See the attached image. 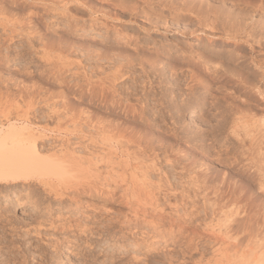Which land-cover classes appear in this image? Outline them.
Returning <instances> with one entry per match:
<instances>
[{
	"label": "rangeland",
	"instance_id": "374dc122",
	"mask_svg": "<svg viewBox=\"0 0 264 264\" xmlns=\"http://www.w3.org/2000/svg\"><path fill=\"white\" fill-rule=\"evenodd\" d=\"M29 1L31 2H27V1L25 2V0H9V1L0 0V3H1L0 5L4 6V7L3 6L1 7H3V9L6 8V10L3 12L5 13L4 16L5 17L7 16L9 20L11 19L14 21L15 20L18 21V18H19V21L23 19V21L28 22L30 21L29 20L30 17L27 15H29L31 11L32 13H34L32 16L33 18H31L32 25L29 29L28 27L25 29L27 30L25 31L27 35L25 34L26 37H23V39L21 40L22 42L20 40H17V41L12 40V43H9L6 40L7 38H5L7 37V35L5 36L4 33L2 32V29L0 28V46L2 48V49L0 48V61H1L0 62V73L1 74L0 75L1 77H3V78L0 77V81L2 80L3 83L6 84L4 86V84H1L2 81L0 82V93H1L0 96L5 95L4 97L2 96V98H0L1 99L0 100V112H2L0 114V118H2L0 119L1 121L5 123L11 121V122H15L21 125L24 119L27 118L25 117L23 119L24 117L23 115L25 114L27 115L29 113L28 115L31 116V121L33 120L32 125H34L35 123L37 125L39 124L40 126H42V129L43 130L45 129L47 132L48 140L45 139L46 144H44L46 149L52 150L55 147L53 150L58 151L63 148L65 149V146L60 147L61 146L60 143L65 145L64 144L65 142L63 139H66V137L62 133L63 130L60 129L61 130L60 131L58 127L56 126L62 125L63 123H64L63 125H65L66 123V125L70 126V123L71 124L72 122L75 123L73 120L72 122L70 121V123L66 122L67 120L65 118L67 117H69L68 120H71L72 118L74 119V118L80 117L79 118L80 121L79 120L78 121L82 122L81 118H83V122H85L86 119H88L85 117V114H87L90 116L89 120L86 121L88 123L91 121L90 119L95 118L94 121H92L94 125L96 124V122H99L98 120H100V122L105 120L106 122L107 119L109 121L107 120L108 123L106 122L107 123L106 125H109L110 122L111 123L109 126L111 127H114V126L118 127L120 125L118 127L119 129L117 127H114L116 129V133L120 135V139L119 137H115V139L117 138L121 142H122L121 139H123L122 143H124V136L127 139L125 141H129L131 139L133 140L135 136L136 138H142L144 136L151 137V139L155 138L157 144L155 143V139H152L155 143V147H156L155 150H146V151L144 150L145 153H143L142 151L141 155L140 154L139 155L140 157H143L146 155L149 157V154L151 156V153H152L153 155L152 157H154V155L158 153L160 156L166 158L167 157L166 154H168V157L170 158V160L168 159L169 163H166L167 161L166 159L162 160V163H161L162 168L160 170V171H163V173H166V175L169 174L168 177L176 176V178H178L179 176H181V174L182 175L185 174L186 171L184 172L182 171V169L183 167L185 168V166L188 167L187 164H189V167L191 170L195 171L197 170V168H200L199 166L202 165L203 163L205 164L208 163L209 165L207 164V166L209 168L212 167L211 172L212 171L214 173L218 172L219 174L217 175H223V173L228 170L231 171L227 166L229 165V162L231 159L226 158V156L220 157L219 155H216L217 153H215L214 148H212L215 146L217 147L220 144L221 146L223 145L224 140L222 139H224L225 134H223L224 129L222 127H217V129L215 127H211L214 124H213L212 118L210 117L211 116L210 111H209L210 105L208 103L210 102L211 95L217 94L216 95L218 96L217 98L219 97L221 98L222 97L221 92L223 94V91L221 90L219 91L217 89L216 86H219L220 83H215L214 81H212L207 75L208 72L204 69L203 66L201 69L200 64L199 65L194 64V62L195 63L198 61L200 62L201 59L202 60L204 59L203 53H206L204 54V56L206 55V57L208 55L207 53L208 47H206L208 46L207 39H206V36L203 35L202 33L201 35L199 34L200 30H198V28L200 27V25H198L197 23V19H198L197 17L199 15L197 14L196 11L198 10L199 12L200 11L199 8H203L205 10L206 7L204 8V6H206V3H209V2L211 3L217 2L216 5H219L220 2L218 3V1L220 0H213V1L207 0L209 2L204 1V3L206 2L205 5L203 3L204 6L202 5L201 1L199 3V0L196 1L197 4L194 2L190 4L191 0L189 2L188 0H185L184 4L186 5V2H187L188 6L187 5L186 6H187V9L189 10L188 12L185 10H182V8L183 9L186 8L184 4H182L183 6H177L178 4L175 3L177 0H175V2H173L174 0H154V1L148 0L149 3L147 0H62L63 2L59 0L60 2H62L63 5H65L64 9H66L63 12L64 14L60 16H59V12H57L58 14L54 12L56 15L53 13V9H54L53 5L54 4L57 5L56 3H59L57 2L58 0L57 1L56 0H44V1L40 0L41 2L39 0H29ZM192 1H195V0H192ZM230 1L226 0L227 4L222 3L221 1L222 4L220 5L221 6L223 4H225L226 6L228 5V7L223 5L225 7V12L227 13V11L231 10L229 12V13L232 12L230 16L234 18L235 16L236 18L239 17V15L242 14V13L239 14V12L240 11L242 12L243 9H245L246 11H250V9L252 8L251 4H250V8L247 7V4L244 8L245 3L243 6H242V3L241 5L237 4V2L239 3L242 0L240 1L234 0L233 2L235 1L237 2L236 3L232 2L231 4H234V5H231L230 10L226 11V8L229 9L230 7ZM254 2H256V0ZM28 3L30 7L28 6ZM30 3L33 5V7H31ZM45 3L46 4L49 3V6L51 8L45 9V6L43 7V4ZM213 3L210 5H213V7H215V4ZM37 4H39L40 6H38ZM172 4L176 5L177 7L175 6V8H173L171 6ZM199 4L202 5L203 7L200 6ZM58 5H61V4H58ZM189 5L193 9L192 11L196 12V13L194 12L193 13L198 16H194V14L190 11L191 7L189 9ZM194 5L198 6L199 8L197 7L196 9ZM220 5L216 6L215 8L218 7L219 9L221 7ZM240 6L242 7V10L238 8ZM178 8L181 9L182 11L179 10ZM233 8H235V10L238 12V15L234 14L235 10ZM203 9H201V11H204ZM177 10L179 12H177ZM221 10L222 12H224V9L220 8L219 14L223 15L224 13H221ZM67 14H68V18H67ZM243 14H244V11H243ZM263 14L264 12L261 15H259V17L263 16L261 17V19L263 18L262 20H264ZM225 15L226 14H224L221 17H219L220 15H218V17L221 18L220 20L222 21L225 19L224 17ZM227 15L229 16V14ZM7 17H6V20H8ZM35 20L36 22H33ZM38 26L40 29L38 28ZM196 26H198L197 29H196ZM143 28L144 30L151 29L150 34H146L145 32H143ZM12 29L17 30L15 28H12ZM30 29L33 31H31ZM178 29L181 31H179ZM185 32H188L189 36L184 38L183 35L186 34ZM194 32L195 33L198 32L196 33L197 36L194 34ZM192 33L193 35L190 36V34ZM16 34L17 33H14L13 36H15ZM40 34H42L45 37H43ZM40 38L43 39V41L44 40L47 41L49 39L47 41L48 43L49 41H51L50 45L49 44L47 45L49 48V51H47L48 48L44 49L43 51V48H44L43 43L42 44L40 43L43 41ZM27 39H29V41ZM58 42L59 43L61 42L60 45ZM54 43L58 45L57 47L55 46L56 47L55 49L53 48V45H52V49L55 51H59V52L55 53V51L50 49L51 44H54ZM201 44L204 47H202ZM32 45L35 49L32 47ZM41 45H42V48H41ZM7 46H8V49H6ZM18 46H24L22 50L23 52L22 55H20L21 53H19V50L15 49ZM59 46L62 48L61 52L60 50H58ZM31 48L33 50H31ZM183 48L189 49L190 53L186 49L183 50ZM192 50L195 54L191 52ZM62 51L64 53L63 55H62ZM196 51H198V53ZM199 52H202L200 53L201 55H198ZM244 52L247 53L246 51H243L242 53ZM47 53L50 54L51 56L48 55ZM185 53L187 55H185ZM122 54H123V57L121 56ZM188 54L192 55V57ZM44 55H46V57H43ZM195 55L198 56L199 59L198 58L195 59L196 57ZM189 56L191 57L190 61L188 60ZM200 56H202L201 59H200ZM109 59L111 60L113 59L111 61V63L113 62V67ZM55 62L57 63V65ZM54 63L55 65L53 66ZM160 64H162V66ZM61 66H63V68ZM101 66L102 68H100ZM104 66H108V67H104ZM60 67L63 70L67 69L68 72L65 70L60 71L61 70V69L59 70ZM108 68H110V70ZM190 69L191 71L194 69L193 70L194 72L198 71L195 73H198L197 78L200 77V79H198L200 81H197V78L196 80H194L197 82V84H195L196 82L194 81L192 83L191 78H192V75H194V73L193 71L191 72ZM56 70L57 71L59 70V72H57ZM203 70L204 72H202ZM263 70H264V67H263ZM55 72H57L56 73L57 75L55 74ZM188 72H191V75L190 73L188 74ZM258 72H260V70ZM59 73L62 76L59 75ZM53 74L55 75L54 77H53ZM120 74L122 76L124 74L126 75H124L123 76L124 78H123L122 76H120ZM199 74H201L202 76ZM60 76L62 77V80ZM63 76H65L64 79L66 80V82H62L64 81ZM117 76L118 77L120 76L122 80H120L121 78L119 79ZM205 76L209 78L210 82ZM115 77L117 79H115ZM189 77L191 78L189 79ZM201 77L205 79V81L208 80L206 81L208 83H204L205 81ZM108 78L110 79L107 80ZM6 79L9 80L8 83L6 82L7 81ZM11 79H15L16 81L12 80L13 81L12 83L10 81ZM113 79L115 81H112ZM50 80L51 81L53 80V81L51 82ZM201 80L203 81L204 85L203 83L201 84L198 83V82H201ZM9 82L12 83L13 85L9 84ZM27 83L28 85H26ZM109 83H112V84H109ZM14 84H16L17 88L15 87ZM80 84L81 85L83 84V85L81 86V88H78ZM209 84L211 85V88L215 87L218 91L215 88L211 89ZM29 85L34 88L30 87ZM109 85H112L109 88L110 90L108 89ZM206 85L208 86V88ZM7 86H11V89L10 87L8 88ZM5 87L8 89L5 90L6 89ZM19 88L25 94L20 93ZM28 88H32L33 91H36V92H32L31 91L32 89L29 90ZM209 88L210 90H212L210 91L211 93L209 92ZM1 90L5 93H3ZM26 90L27 91L29 90V93L31 94L33 93V96H30L31 100L27 98L29 100L26 101L25 99L26 98L25 96L27 94V92H25ZM213 90H215V92ZM6 91H8V93ZM62 91H64V95L66 94L67 97L66 96L65 97L67 100H63ZM97 91H100V93ZM111 91L113 94H111ZM36 93L37 94L41 93L40 94L41 96H45V95L48 96L49 94L48 97L45 96L47 97V101H48V98H51L52 96L54 97L49 99V101L51 102L46 103L45 101L46 104L44 103L45 104L44 105L42 102L46 100L45 97L38 98L39 94L37 97ZM219 93L220 95H218ZM6 94L10 95V97ZM21 94L22 95L24 94V95L22 96ZM78 94H82V95L78 96ZM104 95L107 96V98ZM142 95L145 98V100L143 101L141 100L143 99ZM7 96L9 98H7ZM31 97L33 99L34 98L37 99L35 100L36 102H34L35 104L33 103L34 100ZM21 98L22 99L24 98V99L22 100ZM127 98L130 100H128ZM208 98L209 100H207ZM39 99L41 100L43 99V101ZM138 99H139V102H138ZM146 99L148 100L147 102H149V103L146 102L147 104L145 103ZM63 101L64 103L68 104V105L64 104L65 106L63 105L64 107H67L68 112L67 111L65 112L66 108L65 110H63L64 107L61 105ZM38 102H40L41 104H39ZM142 102H144V104H142ZM32 103L34 107L36 106L35 108H33ZM50 103H51V107H50ZM56 103H58V105H56ZM71 103L73 104L74 109L76 108L82 109V110L77 109L79 110L77 112H80L79 116L77 115L78 117H73V116L71 117L67 115L71 111L70 109H72L73 107ZM151 103H154V104H151ZM157 103H158V106H156ZM160 103L163 105H160ZM36 104L37 105L39 104L38 107ZM179 104L181 105L178 106ZM28 105L29 106L32 105L31 106L32 108L28 107ZM59 106L63 108L61 109ZM154 106H156V108ZM190 107L197 108L198 112L196 113V115L192 116L191 118L190 117L188 118L189 111L191 109ZM18 108L20 109L18 110ZM27 109H30V111L35 110L34 112H37L38 110L39 113L37 112L36 114H32L33 112H30L29 110L28 112ZM74 109H72L71 113L73 112ZM49 110H51V112ZM52 110L54 112H52ZM59 110L60 112L63 110L64 114L63 115L62 113L59 114ZM25 111L27 113H25ZM81 111H85V114L84 112H81ZM57 112L60 115V117L64 116L65 118L63 119H65L66 121L63 120L64 122H62L60 120L62 118L58 117ZM65 113H67L66 114L67 116L65 115ZM71 113L69 115H72ZM55 114H57L56 117H55ZM34 115L37 117H35ZM48 115L49 116L51 115V117H49ZM73 115H76V114L74 113ZM80 115H82V117ZM20 116L21 118H19ZM57 117L59 119H56ZM100 117L102 118V120ZM103 117H104V120H103ZM208 118H210L211 120H209ZM44 119H46L47 122L46 120L44 121ZM49 120L50 121L52 120L51 123ZM74 120L78 123L76 119ZM35 121H37L38 123ZM59 121H61L62 123ZM42 122H43V125H42ZM58 122L61 124L58 125ZM209 123H211V125H209ZM36 124L34 126H37ZM43 126L45 128H43ZM48 126L49 128H47ZM54 127L57 128L58 130L57 129L55 130ZM109 128L110 127L107 126V129ZM209 128H211V130H209ZM212 128L213 129L215 128V132H213L214 130H212ZM48 129H50L51 132L50 131L48 132L47 131ZM63 129H66V128H63ZM115 129L112 128V131L114 133H111V134H114V136L117 135L114 131ZM123 129L124 131L126 130L125 134L122 132ZM120 131H121V134L119 133ZM210 131L213 134H211ZM63 132L65 133V130ZM126 132L128 134H126ZM219 133L221 135H218L217 137V134ZM213 135L216 137L214 138ZM51 136L52 138H49ZM101 136L102 135L100 134V138ZM131 136H133V138H131ZM221 136H222V139H221ZM57 137H58V140H60L59 138H61V142L56 140ZM73 137L74 136L71 135V138ZM211 138H213L214 140ZM218 138H219V141H217ZM73 139H72L73 142L71 141L70 142L71 144H69L71 149L80 150L79 147L82 144V148L84 149L81 148V150H83L84 152L85 150H87L86 148L88 147V150L86 151V155H83L81 153L78 154L79 151L77 152V150L74 151L75 155L73 154V156H80V155L81 156L83 155L85 157L91 156L90 157L91 160L88 158H86L87 160L85 159L86 160L84 164L85 166L84 165L82 166L84 169L87 167L88 160L89 162L93 161L92 158L96 156L95 155L96 151L97 153H99V155L96 156V157H99V160H98L99 162L101 161L100 160L101 155H102L101 156V159H102L103 155L109 151L108 154H105V155H108L109 157L110 152H112L113 149H116V152L114 154L111 153V155L113 154L114 156L109 157L111 160L107 156L104 155L105 161H102L103 163L101 162L97 164V167H98L97 173H89V174H92V176L94 175L92 179L90 175L88 176L86 175L87 173V171H85L86 169L83 170V168H81V170L85 171L86 173L82 172L81 174V170H79L80 171L79 175L81 176L79 175L77 177L75 176V178L77 179L74 181L73 179L72 181H70L71 179L68 180L67 182L68 186L66 188L70 186L69 191H67V193L69 194L67 196V199L68 198L69 199L67 200L68 202L65 204V206L68 205V207H73V208H69L70 209L69 212L59 215L61 208L57 206H56L57 208L55 207L53 210H51L53 214V218L52 217L51 218L54 219L55 220L54 223H57V224L63 223L61 221L69 217L72 219V217L78 216L77 221L80 222V225L87 226L85 227L86 229L85 234L83 235L74 234L76 236V241L74 242V244L67 243L68 242L67 240H63L64 239L63 237H66V236L64 235L61 226H55V224H51L53 226H50L49 221H47L43 227L41 226L39 229L37 228L36 232H34L32 226L36 225L34 220L35 219L37 220L38 219L37 217L39 215L30 216V218L28 216H25L26 208H18L19 206H17V204L16 206L15 204L12 206L13 201H15L16 199L15 197L16 194H14L15 195L14 196L11 190L3 191V189H1V192H0V264H195L194 261H196V263L197 262L199 263V261H203L202 264H205V263L207 264L208 260L210 259L209 257L213 255L215 248H213V245H206V244L204 245L203 241L202 242L194 241L191 243L190 246L185 245L187 243L183 242L182 238H184L185 239L184 241H186V239L188 238V236L186 235L191 231V229H188L189 232H187V234H181V233L176 234V238L173 237L166 242H163V241L162 242L161 241L151 242L152 240L151 238L147 239L149 238L147 237V238H144L147 240H144L143 237L141 236L143 235V233H141L142 230L146 231L147 226H145L144 224H137V222L135 223V221L133 223V221L131 222L126 219V216L129 215L128 212H132L131 211L132 208L128 209L125 196H123L125 195L123 190L125 188V185L127 183L129 184L131 181L130 177L128 176L129 172H131V169L134 168V166L136 167L138 165L137 163L136 165L135 162L131 161L132 160L131 158L129 157L127 158L126 154L128 153V151L125 154L126 156L124 155L123 152L126 151V148H125L126 146H124V148H121L120 146L122 144H120L118 140H117L118 143L109 142V145L115 144L114 145L115 148L114 147L111 148L112 150L110 151V148L106 143L102 144L99 141H96V142L94 141L93 143L90 144L89 142L91 141L88 142V140L86 139H84L85 141L83 142L80 139H78L80 142L76 140V138H73ZM53 140L55 143L53 142ZM132 140L129 142L130 144L131 142H134ZM50 142H53V144ZM58 142H59V146H58ZM84 142H85V145H83ZM93 144L97 146H93ZM39 145H42V144L40 143ZM103 145L105 146L104 148L102 147ZM164 146L165 148H167L166 150H163L165 149ZM107 147L109 149H106ZM94 148L96 149V151ZM91 149L94 151V153L93 151L91 153L93 155H90V153L88 152V151L91 152ZM160 149L164 152H162ZM209 149L211 152L209 151ZM162 157L161 159H163ZM124 158H125V161H124ZM193 159L199 163H197ZM224 160H226V162L228 161V164L225 163ZM193 161L194 163H196L195 166L198 164L199 165L196 167L194 166V163L193 165H190L192 164ZM193 167L195 168V170ZM225 168L227 169L225 170ZM219 171L220 172L223 171V172L220 173ZM150 173L152 176H154L153 178L158 176L157 174L158 172L156 173V171H153L152 169L150 170ZM112 174H115V175H112ZM127 176L129 178H127ZM98 178L101 181H99ZM117 179L118 181H116ZM84 180H86V182H83ZM89 180L93 182L90 183ZM101 182L104 184H102ZM64 183L63 185H66ZM70 183L71 185H69ZM100 183L103 185L101 186L106 189L108 187L116 189L115 190L116 192L113 189H109L111 190L110 192L111 194H110L109 192H106L104 188L97 187L98 185H100ZM114 184L118 186H115ZM73 186H76V187H73ZM94 188L95 190H92ZM44 193L41 190V195L42 196L44 195L42 198H45V196L47 197L43 199L44 200L43 202L46 204L49 203L45 206L47 207L49 205L51 206L56 205L58 200L55 199L56 200L55 201L53 200L54 198L52 197V195H50L47 192L45 194ZM4 195H9L11 199L4 200L3 199ZM46 199L49 201L45 202ZM52 200L54 201V203L52 202ZM68 203H70L71 206ZM71 209H74V210H71ZM77 209L80 210L82 214L77 215ZM199 232L202 234L201 235L202 238H204L205 240L208 239V237L202 233L201 228H199ZM109 239H113L116 241L118 240L117 242H120L122 240L124 242L122 243L126 246V249L124 251H119L115 248L113 249L106 248L108 245ZM64 243H66L67 245L66 244L64 245ZM68 244H71V245H68ZM68 261L69 263H67Z\"/></svg>",
	"mask_w": 264,
	"mask_h": 264
},
{
	"label": "bare ground",
	"instance_id": "6f19581e",
	"mask_svg": "<svg viewBox=\"0 0 264 264\" xmlns=\"http://www.w3.org/2000/svg\"><path fill=\"white\" fill-rule=\"evenodd\" d=\"M26 1L31 2L29 0H25V2ZM60 1H62V0H60ZM60 1L59 0L57 1V2H59V3H56L57 5H55V4L53 5V7H54L53 13L55 12L56 14H58L57 12H59V16L64 14L63 12L66 10V9H64L65 5L62 4L63 1L62 2H60ZM149 1H148V3H149ZM189 1L190 0H188V2ZM196 1H198V0H195V1L191 0L190 4L192 2L197 4ZM200 1L202 2V5H203L204 1H207V0H203V1L199 0V3H200ZM211 1H213V0H211ZM221 1H222V3H226V0H220V1H218V3L220 2V4H222ZM233 1L234 0L230 1V7H229V9L226 8V11L230 10L231 5H234V4H231ZM237 1H235L233 3H236ZM242 1H240L239 3L237 2V4L241 5V3H242V6H243L245 3L244 8H245L246 4H247V7L250 8V4H251L252 10L250 9V11H246L245 9H243L244 14H243V11L241 12L239 10L240 11L239 14L240 13H242V14H240L239 17H237V18H236V16H235V18L230 16L232 12L231 13H229V12L231 10L227 11V13L225 12V7L223 6L225 4L222 5L223 7L219 4L221 6L220 8L224 9V12H222V10H221V13L226 14L224 16L225 19L222 21L220 20L221 18H219V17L223 16L224 14L223 15L219 14L220 8L219 9H218V7L215 8L216 6H219V5H216L217 4L216 1H214L216 3L212 2L213 4H215V7H213V5H210V4H212L211 2H209V1H207L209 3L205 2L206 6H204L205 3L203 5L204 8L206 7L205 10L203 8H199L198 6L194 5L196 9H197V7L200 9L199 12H198V10L196 11L199 16L194 14L196 12L192 11L193 9L189 5V9L191 7L190 11L192 13L194 12L193 13L194 16H198L197 17L198 18L197 23H198V25H200V27L198 28V26H196V29L198 28V30H200V33H199L200 35L202 33L203 35L206 36L207 44H208V46L205 45L206 47H208L207 48V53H208L207 57H206V55L204 56V54H206V53H203L204 59L202 60L201 59L202 56H200V59L202 61L200 60V62H199L197 60L198 62H196V63L194 62V64H196V65L200 64L201 69L203 66L204 69L208 72L207 75L209 76V78L212 81H214L215 83H220L219 86H216L217 89L219 91L220 90L223 91V94L221 92V95H222L221 98L220 97L217 98L218 97V96H216L217 94L211 95L210 102L208 103L210 105V110H209L210 115H211L210 117L212 118V121L214 124L211 127H215L216 129H217V127H222L224 129V131L222 130L224 132L223 134H225L224 139H222L223 135L221 136V139L224 140L223 145L221 146V144H220L219 146H217L218 148L216 146H215L216 148L215 147H212V148H214V152L217 153L216 155H219L220 157L226 156V158H229L232 160V161L230 160L229 165H227L231 171L228 170V171L224 172L223 175H217L219 173L215 172L216 173L215 174L213 171L211 172L212 167L209 168L207 166L208 163L206 162L207 164L203 163L204 165L203 164L200 165L199 166L200 168H197V170H195V168L193 167L195 171L191 170L189 167V164H187L189 169L186 166H185V168L183 167L184 170L182 169V171H184V172L186 171L185 174H183V175L181 174V176H179L178 178H176V176L175 177H170V176L168 177L169 174L166 175V173H163V171H160L162 168V165H161L162 160H164V159H166L167 161H168V159L170 160V158L168 157V154H166V156H167L166 158L160 156L158 153L155 154L154 157H152L153 156L152 153H151V156L149 154V157L147 155L146 156L142 155L143 157H140L142 151H143V153H145L146 150H155V148H156L155 143L157 144L155 138H152V139H155V143H154V141L151 139V137H147V136L145 137L144 136L142 138H136V136H135L134 139H136V140L131 139L134 142H131V144H130L129 142L131 140L125 141L127 139L124 136V143H122L123 139H121L122 142L120 140H118L117 138L115 139V137H119V139H120V135L116 133V129L114 128L117 126H114V127L109 126L111 122L109 123V125H106L108 123L107 122L108 119L106 120V122H107L106 123L104 120V117H103L104 121H102V122H100V120H98L99 122H96L98 119L97 118L95 121L96 122L95 125L92 122V121H94L95 118L90 119L91 121L89 123L86 122L89 120L90 116L85 114V111H81V112H84L85 117L88 118V119H86V121L84 120L85 122H83V118H81L82 122H79L80 117L74 118L77 121L79 120L78 123L73 118L71 119L72 116L78 117L79 113H80V112H77V111H79L77 109H80V108L74 109V106L72 103H71V105L73 106L72 109L75 110V111L73 110V112L76 115H73L74 114L73 112L71 113L72 109H70V107H71L70 106L69 109L71 111L69 112V114L71 113L72 115H69L67 113H65V115L67 114L68 116H71L70 117L71 120H68L69 117H67V118H65L64 116L60 117L59 114L62 113V115H63L64 114L63 110H65V108H66L65 112L67 111V107H64L65 106L64 104H67V103H64V101L62 102V104L60 103L62 106L64 105L63 106L64 108L62 107L63 110L60 112V110L62 108H61V106H59L61 109L59 108L60 109L59 114L57 112L58 117L62 118V119H60L62 122L66 121V120H67L66 122H69V123H70V121L72 122V120L75 122V123L72 122L73 125L70 123V126L66 125V123H65V125L68 126V127H66L65 125H63L64 123L62 125H59L62 123L61 121H59L61 123L58 122L59 126H56V127H58L59 130L60 129H62L63 131L65 130V133L62 131V133L66 137V139L62 138L65 142V143L63 142L65 145L60 143V145H61L60 147L65 146V149L63 148V149L58 150V151L53 150L55 147L52 150L46 149L44 144H46L45 139L48 138L47 132L45 129H44L45 130L44 131L42 129V126H40L39 124L37 125L35 123L37 126H34L35 124L32 125L33 120L31 121V116L28 115L29 113L27 115L26 114L23 115L24 117L22 116L23 119L25 117H27V118L24 119V121L21 125L18 123H15V122H11V121L5 123V122L0 120V192H1V189H3V191L11 190L13 195L16 194V196L14 195L16 197V199H15V201H13L12 206L14 204L16 206V204H17V206H19L18 208H26V211H25L26 215L25 216H28L30 218V216L39 215L37 217L38 218L37 220L35 219L36 217L33 218V219H35L34 221L36 223V225L32 226L34 232H36L37 228L39 229L41 226L43 227L46 224V222L49 221L50 226H53L51 224H55V226H61L63 233L66 236V237H63L64 238L63 240H67L68 241L67 243H73L74 244V242L76 241V236L74 234H82V235L85 234V230H86L85 227H87V226L80 225V222L77 221L78 216L72 217V219L69 217V218L61 221L63 223L57 224V223H54L55 220L52 219L53 214H52L51 210H53L56 206L60 207L61 209H60L59 215H62V214L69 212L70 211L69 208H73V207H68V205L65 206V204L68 202L67 200L69 199V198L67 199V196L69 195L67 193V191H69V189H70L69 188L70 186L68 188H66L68 186L67 182L70 179H71L70 181H72V179H73V181L77 179V178H75V176L77 177L80 174L79 170H81V168H83L82 166L85 164V161L87 160L86 158L90 159V157H91L90 155H93V154H91L93 151L91 149V152L88 151L90 153V155H89L90 157L83 156V155H86V151L88 150L87 145H86L87 150L84 151L85 153L83 152V150H81V148H82L81 143L83 141H85L84 139L88 140V142L91 141V142H89L90 144L93 143L94 141L95 142L99 141L102 144L106 143L109 146L110 151L112 150L111 148H113V147L115 148V146H114L115 144L114 145L111 144V145H113V146H111V145H109V142L115 143L118 140L120 142V144H122L120 146L121 148H124V146H126L125 147L126 151L123 152L124 155L128 151V153L126 154L127 158L128 157L131 158L132 159L131 161L135 162V164L136 163L138 164V165L136 164L137 165L136 167L134 166V168L131 169V172H129V174L127 173L128 176L130 177L131 181L129 184L127 183L125 185V188L123 190L125 195H123V196H125L128 209L132 208V210H131L132 212H128L129 215L126 216V219L128 221H131V222L133 221V223L135 221V223L137 222V224H144L145 226H147V230L146 231L142 230V232H141V233H143V235H141L143 237V239L149 237L147 239L151 238L152 239L151 242L152 241L153 242H160V241L166 242L173 237L176 238V234H180V233L181 234H187V232H189L188 229H191V231L186 235V236H188V238H187L188 240L186 239V241H184L185 239L182 238L183 242L187 243V244L184 243L185 245L190 246L191 243L194 241H201V242L203 241L204 245L205 244L206 245H213V248H215V251L213 252V255L211 256L212 258L209 257L210 259L208 260L207 264H264V70H263V67H264V20H262L263 18L261 19V17H263V16L259 17V15H261L264 12V0H259V1L256 0V2H254L255 0L254 1L253 0L252 1L242 0ZM173 2H175V0ZM33 3H35V2H33ZM175 3L178 4L177 6H183L182 4L185 3V0H180V1L177 0ZM58 4H61V5H58ZM173 4L171 6L173 8H175L176 5H173ZM193 4H192V6H193ZM37 5L40 6L39 4H37ZM186 5L188 6L187 2H186ZM202 5H200V6H202ZM1 6H3V5H0V28L2 29V32L4 33V35L5 36L7 35V37H5V36L4 37L7 38L6 40L9 43H12V40H16V41L20 40L21 41L23 39V37H26V35H27L25 32L27 30H25V29L27 27L29 29L32 25L31 18H33L32 16L34 13H32V11L31 12L28 11V12H30L29 15L26 14L27 16L30 17V19H29L30 21H28L29 23L23 21L22 18H20V19H22L21 21H19V18H18V21H16V20L14 21L11 19H10L11 20L10 21L7 16L6 17L8 18V20H6V17L4 16L5 13H3L6 10V8L3 9L4 6L3 7H1ZM28 6H29V3H28ZM44 6H45V9L51 8L49 6V3L43 4V7ZM187 6L184 9L182 8V10H185L188 12L189 10L187 9ZM31 7H33L32 4H31ZM55 7H57V8H55ZM226 7H228V5ZM233 7H235V6H233ZM240 7H238V8L242 10V7L241 8ZM201 9H203L204 11H201ZM216 9L218 10V12ZM233 9L235 10V8H233ZM179 10H181V9H179ZM177 12H179V11L177 10ZM236 12L237 11L235 10L234 14L238 15V12L237 13ZM46 14H47V12H46ZM227 14H229L230 17ZM44 15H45V13H44ZM218 15H220V16L218 17ZM194 16H192V17H194ZM67 18H68V14H67ZM195 20H196V18H195ZM33 22H36V20ZM159 27H160V25H159ZM180 27H182V26H180ZM12 28H15L17 30H14ZM38 28H39V26H38ZM180 29H182V28H180ZM36 30H35V32H36ZM31 31H33V30H31ZM150 31H151V29L150 30L149 29L144 30V28H143V32H145L146 34H150ZM179 31H181V30H179ZM141 32H142V30H141ZM14 33H17V34L15 36H13ZM185 33L186 34L183 35L184 38L189 36L188 32H185ZM196 33H198V32H196ZM196 33L194 32L195 35H196ZM37 35H39V34H37ZM40 35H42V34H40ZM191 35H193V33L190 34V36ZM43 37H45V36H43ZM27 40L29 41V39H27ZM41 40L43 41V39H41ZM47 41L44 40L43 42H40L41 44L43 43V46H44L43 51H44V49L48 48V46H47L48 44L50 45L51 41H49V43ZM7 43H5V44H7ZM60 43H59V45H60ZM29 44H30V42H29ZM18 45H20V44H18ZM52 45H53V48L55 49L58 44L57 45L55 43L51 44L50 49H52ZM201 46H202V44H201ZM32 47H33V45H32ZM202 47H204V46H202ZM0 48H1V46H0ZM23 48H24V46H18L15 49L19 50V53H21L20 55H22ZM41 48H42V45H41ZM59 48H61V47L59 46ZM59 48H58V50H60V52H61L62 48L61 49H59ZM6 49H8V46ZM185 49L186 48H183V50H185ZM31 50H33V49L31 48ZM181 50H182V48H181ZM186 50L189 51V49H186ZM47 51H49V48L47 49ZM53 51H55V50H53ZM243 51H246L247 53H245V52L242 53ZM50 52H52V51H50ZM56 52H59V51H55V53ZM191 52L194 53L193 50ZM196 52L198 53V51H196ZM30 53H32V52H30ZM181 53H183V52H181ZM186 53H185V55H187ZM189 53H190V51H189ZM200 53H202V52H199L198 55H201ZM59 54H61V53H59ZM63 54L64 53L62 51V55ZM46 55H44L43 57H46ZM48 55H50V54H48ZM188 55H190V54H188ZM121 56L123 57V54ZM190 56L192 57V55H190ZM190 56L188 59L189 61L191 58ZM5 57H7V56H5ZM47 57H49V56H47ZM196 58L199 59L198 56H196L195 59ZM59 59H61V58H59ZM109 60L111 63V61L113 59L112 60L109 59ZM55 63L53 64V66L55 65ZM111 64L113 67V62ZM56 65H57V63H56ZM160 65L162 66V64H160ZM56 67H58V66H56ZM61 67L63 68V66H61ZM61 67L59 68V70L61 69ZM104 67H108V66H104ZM163 67H165V66H163ZM100 68H102V66ZM108 69L110 70V68H108ZM169 69H171V68H169ZM59 70L58 71L56 70V71L59 72ZM62 70L63 69H61L60 71H62ZM259 70H260V72H258ZM65 71L68 72L67 69ZM163 71H164V69H163ZM190 71H191V69H190ZM57 72H55V74ZM101 72H103V71H101ZM191 72H188V74L190 73V75H191ZM195 72H198V71H195ZM195 72L193 71L194 75H192V78L189 77V79L191 78L192 83L198 77L197 76L198 73H195ZM202 72H204V70ZM59 75H61V74L59 73ZM124 75H126V74H124ZM199 75H201V74H199ZM54 76L55 75L53 74V77ZM120 76H122V75L120 74ZM120 76L119 77L117 76V77L120 79L121 78ZM0 77H1V75H0ZM64 77L65 76H63V79H64ZM205 77H207V76H205ZM1 78H3V77H1ZM110 78H108L107 80H109ZM209 78L207 77L208 80H209ZM115 79H117V78L115 77ZM198 79H200V77L197 78V81H200ZM12 80H15V79L10 80L13 83ZM61 80H62V77H61ZM120 80H122V78ZM203 80L205 81V79H203ZM208 80H206V81H208ZM8 81L9 80H7L6 82L8 83ZM69 81H70V79H69ZM112 81H115V80L113 79ZM206 81L204 83H208ZM62 82H66V80L64 79V81H62ZM107 82H109V81H107ZM194 82H196V81H194ZM209 82H210V80H209ZM12 83L9 82V84L13 85ZM198 83L201 84V83H203V81L201 80V82H198ZM204 83H203V85H204ZM1 84H4L3 81ZM9 84H7V85H9ZM24 84H25V82H24ZM109 84H112V83H109ZM195 84H197V82ZM210 84H209V86L211 88L212 84L211 85ZM214 84H213V86H214ZM5 85L6 84H4V86ZM14 85L17 88L16 84H14ZM26 85H28V83ZM30 85H32V84H30ZM82 85L80 84V86L78 88H81ZM23 86H22V88H23ZM37 86H38V84H37ZM103 86H105V85H103ZM110 86H112V85H109L108 89L110 88ZM7 87L8 88L10 87V89H11V86H7ZM19 87H20V85H19ZM30 87H32V86H30ZM8 88H6L5 90H7ZM32 88H34V87H32ZM32 88H28V89L31 90ZM40 88H41V86H40ZM114 88H115V86H114ZM207 88H208V86H207ZM210 88H209V92L212 91V90H210ZM214 88H211V89H214ZM24 89H22V90H24ZM39 89H37V90H39ZM105 89H107V88H105ZM19 90H20V88H19ZM29 90L25 91V92H27V94L25 96L26 98L24 97L26 99V101L30 99V96H33V93L32 94L29 93ZM115 90H116V88H115ZM31 91L36 92V91H33V89ZM106 91H108V90H106ZM213 91L215 92V90H213ZM6 92L8 93V91H6ZM11 92H9V93H11ZM62 92H63L62 93L63 100H67L66 94L64 95V91H62ZM97 92L100 93V91H97ZM3 93H5V92H3ZM20 93H24V92H22L20 90ZM38 94H37V97H38ZM40 94H39L38 98H40V97L42 98V97L47 96V95L41 96ZM111 94H113L112 91H111ZM6 95H8V94H6ZM80 95H82V94H78V96H80ZM218 95H220V93ZM2 96H0V98H2ZM8 96L10 97V95H8ZM8 96H7V98H9ZM22 96H20V97H22ZM48 96H49V94H48ZM158 96H159V94H158ZM34 97H36V96H34ZM47 97H45L46 100H44V101H43L44 98L42 100L41 99H39V100L43 101L42 103L44 104L45 101H46V103L51 102V101H49V99L53 98L54 96H52L51 98H48V101H47ZM64 97H65V99H64ZM105 97L107 98V96H105ZM27 98H29V99H27ZM106 98H105V100H106ZM8 100H7V102H8ZM33 100H34L33 101V103H34V102H36L35 100H37V99L34 98ZM128 100H130V99H128ZM141 100L142 101L145 100L144 96H143V99H141ZM207 100H209V98ZM147 101L148 100L146 99L145 103ZM157 101H159V100H157ZM30 102H32V101H30ZM109 102H110V100H109ZM120 102H119V104H120ZM138 102H139V99H138ZM173 102H174V100H173ZM33 103H32V105H33ZM38 103L41 104L40 102H38ZM147 103H149V102H147ZM161 103H163V102H161ZM161 103H160V105H163ZM26 104H27V102H26ZM142 104H144V102H142ZM151 104H154V103H151ZM38 105H37V107H38ZM56 105H58V103H56ZM69 105H70V103H69ZM180 105L181 104H179L178 106H180ZM31 106L28 105V107H31ZM40 106H42V105H40ZM156 106H158V103L156 104ZM156 106H154V107L156 108ZM35 107L33 105V108H35ZM50 107H51V103H50ZM155 108H153V109H155ZM190 108L191 109L189 111L188 118L189 117L191 118L192 116L196 115V113L198 112L197 108H195V107H190ZM19 109L20 108H18V110ZM28 110L30 111V109H27V111ZM80 110H82V109H80ZM11 111H12V109H11ZM34 111H30V112H33L32 114H36L38 112V110H37V112H34ZM49 111L51 112V110H49ZM18 112H20V111H18ZM52 112H54V111L52 110ZM55 112H56V110H55ZM1 113L2 112H0V114ZM25 113H27V112L25 111ZM9 114H11V113H9ZM57 114H55V117ZM84 114H83V116H84ZM51 115H53V114H51ZM51 115L50 116L48 115V116L51 117ZM80 116L82 117V115H80ZM35 117H37V116H35ZM35 117H33V118H35ZM58 117L56 119H59ZM19 118H21V116ZM63 118H65L66 120ZM0 119H2V118H0ZM46 119H44V121ZM208 119L211 120L210 118H208ZM101 120H102V118H101ZM51 121H50V123H51ZM35 122H37V121H35ZM46 122H47V120H46ZM53 122H55V121H53ZM47 124H45V125H47ZM42 125H43V122H42ZM209 125H211V123H209ZM62 126H63V128H66V129H63ZM107 126L110 127L111 129L110 128L107 129ZM59 127H61V128H59ZM43 128H45V127L43 126ZM47 128H49V126ZM112 128L115 129L114 131L117 134L116 136H114V134H111V133H114L112 131ZM122 128H123V126H122ZM215 128L214 129L212 128V130H214L213 132H215ZM222 128H220V129H222ZM56 129L57 128H55V130ZM109 130H111V131H109ZM209 130H211V128H209ZM47 131L49 132L50 129H48ZM125 131H124V129L122 130V132L124 134H125ZM119 133L121 134V131ZM48 134H50V133H48ZM100 134L102 135L101 138H100ZM126 134H128V133L126 132ZM211 134H213V133L211 132ZM71 135H73L74 136L73 138H76V140L80 139L82 141L80 143L81 146L79 147L80 150L70 148L69 144H71L70 142L73 139V138H71ZM218 135H221V134L220 133L217 134V137H218ZM215 137L216 136H214V138ZM49 138H52V136ZM122 138H123V136H122ZM131 138H133V136H131ZM59 139L60 140H58V137L56 138V140L61 142V138H59ZM211 139H213V138H211ZM73 140H75V139H73ZM112 140H114V141H112ZM213 140H211V141H213ZM162 141H164V140H162ZM217 141H219V138ZM53 142H54V140H53ZM53 142H50V143L53 144ZM161 142H159V143H161ZM40 143L42 145H39ZM76 143H75V145H76ZM97 144H99V143H97ZM162 144H164V143H162ZM83 145H85V142ZM58 146H59V142H58ZM93 146H97V145L93 144ZM165 146H164V148H165ZM102 147L104 148L105 146L103 145ZM109 148L107 147L106 149H109ZM82 149H84V148H82ZM166 149L167 148H165L163 150H166ZM76 150H77V152L79 151L78 154L81 153L83 155L82 156L81 155L80 156H73V154L75 155L74 151H76ZM113 150H115V151H113ZM113 150H112V152H110L111 157H113L114 156L113 154L116 152V149H113ZM95 151H96V149H95ZM209 151H210V149H209ZM108 152L105 154H108ZM162 152H164V151H162ZM93 153H94V151H93ZM95 153H96L95 154L96 156L99 155V153H97V151ZM111 153H113V154L111 155ZM155 153H156V151H155ZM104 155H103L102 159H101L102 155L100 156L101 161H99V162H98L99 157H96V156H94V158H92L93 161L89 162V160H88L87 161L88 163L86 162L87 163V167L85 168L86 170L83 168V170L87 171V173L85 171L81 170V174H82V172H85L86 175L87 176L90 175L91 179H92V177L94 175L92 176V174H89V173H97L98 172L97 164L101 163L102 161H105ZM105 156L108 157V155H105ZM115 156H117V155H115ZM161 157L163 159H161ZM223 159H225V158H223ZM124 161H125V158H124ZM167 161H166V163H169V161L168 162ZM194 161H196V160H194ZM194 161L190 165H193ZM198 161H200V160H198ZM224 161H225V163L228 164V161L227 162H226V160H224ZM197 163H199V162H197ZM116 164H117V162H116ZM126 164H124V165H126ZM195 164L196 163H194V166H195ZM124 165H123V167H124ZM198 165H196V166H198ZM151 169L153 171H156V173L158 172L157 177L153 178L154 176H152L150 173ZM226 169L227 168H225V170ZM234 171H236L238 174ZM221 172H223V171H221ZM85 173H84V175H85ZM180 173H181V171H180ZM112 175H115V174H112ZM79 176H81V175H79ZM128 176H127V178H129ZM78 178H80V177H78ZM96 180H97V178H96ZM99 181H101V180L99 179ZM99 181H98V183H99ZM116 181H118V179ZM83 182H86V180H84ZM89 182L92 183L93 181L91 182L89 180ZM102 182H104V181H102ZM63 183L66 185H63ZM101 183L97 187H102L103 186L102 184H104V183H102V184ZM69 185H71V183ZM114 185L118 186L116 184H114ZM76 186H73V187H76ZM102 188H104V187H102ZM102 188H101V190H102ZM109 189H113V188H110V187H108L107 189L104 188V190H106V192L110 193L111 190H109ZM41 190L43 191V193L47 192L50 195H52V197L54 198L53 200L57 199L58 202L57 203L55 202L56 205H54V206L49 205L46 207L45 205H47L49 203L46 204L43 202L44 201L43 199H45L47 197L45 196V198H42L44 195L43 196L41 195ZM92 190H95V188ZM113 190L115 191L116 189H113ZM70 191H72V190H70ZM6 194H7V192H6ZM3 199L9 200V199H11V197L9 195H4ZM48 199H49V197H48ZM53 200H52V202L54 203ZM48 201L49 200L46 199L45 202H48ZM73 201H75V200H73ZM68 204L70 205V203H68ZM71 210H74V209H71ZM79 214H82V213L80 210L77 209V215H79ZM199 228L202 229V233L205 236H207L208 239L205 240L204 238L201 237L202 234L200 233L201 231L199 232ZM88 229H89V227H88ZM90 232H92V231H90ZM147 239H144V240H147ZM117 241L113 240V239H109L108 245L106 248H111V249L115 248L119 251H124L126 249V246L123 244L124 242L122 240L120 242H117ZM65 244L66 243H64V245ZM68 245H71V244H68ZM66 260H67V258H66ZM69 261L67 263H69ZM194 262H195V264H202L203 263V261H199V263L198 262L196 263V261H194Z\"/></svg>",
	"mask_w": 264,
	"mask_h": 264
}]
</instances>
